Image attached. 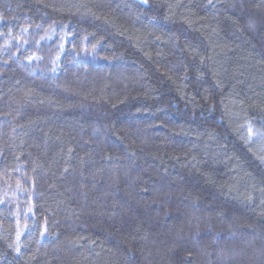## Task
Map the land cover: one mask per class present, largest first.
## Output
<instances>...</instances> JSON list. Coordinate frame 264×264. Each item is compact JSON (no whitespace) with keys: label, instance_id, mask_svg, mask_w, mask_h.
Returning <instances> with one entry per match:
<instances>
[{"label":"trees","instance_id":"obj_1","mask_svg":"<svg viewBox=\"0 0 264 264\" xmlns=\"http://www.w3.org/2000/svg\"><path fill=\"white\" fill-rule=\"evenodd\" d=\"M0 264H264V0H0Z\"/></svg>","mask_w":264,"mask_h":264}]
</instances>
